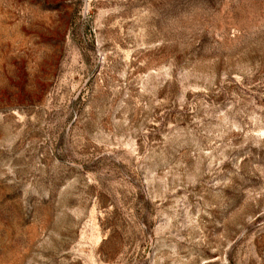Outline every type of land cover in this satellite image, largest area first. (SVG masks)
Segmentation results:
<instances>
[{
    "label": "rangeland",
    "instance_id": "rangeland-1",
    "mask_svg": "<svg viewBox=\"0 0 264 264\" xmlns=\"http://www.w3.org/2000/svg\"><path fill=\"white\" fill-rule=\"evenodd\" d=\"M0 264H264V0H0Z\"/></svg>",
    "mask_w": 264,
    "mask_h": 264
}]
</instances>
